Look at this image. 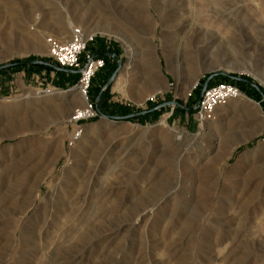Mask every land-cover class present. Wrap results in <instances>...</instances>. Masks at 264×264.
Wrapping results in <instances>:
<instances>
[{
  "label": "rangeland",
  "instance_id": "1",
  "mask_svg": "<svg viewBox=\"0 0 264 264\" xmlns=\"http://www.w3.org/2000/svg\"><path fill=\"white\" fill-rule=\"evenodd\" d=\"M87 1L0 0V264H164L167 254V264H264V0H89L97 9L86 17ZM102 10L131 27L125 43L97 31ZM225 14L229 25L218 24ZM69 23L94 29V49L110 54L92 82L93 95L104 86L97 102L106 115L78 126L69 121L79 97L39 95L76 78L20 64L46 61L47 38L60 40L57 27ZM216 72L260 84L263 98L237 85L257 95L259 110L237 100L201 130L191 105ZM144 86L157 92L139 102ZM171 101L180 106L117 119ZM108 192L113 210L100 213Z\"/></svg>",
  "mask_w": 264,
  "mask_h": 264
},
{
  "label": "built area",
  "instance_id": "2",
  "mask_svg": "<svg viewBox=\"0 0 264 264\" xmlns=\"http://www.w3.org/2000/svg\"><path fill=\"white\" fill-rule=\"evenodd\" d=\"M96 35H90L81 28L73 27L71 39L61 42L54 37L46 40L48 48L47 59L57 64V67L77 71V80L74 86L68 90L60 87H46L40 90L41 97H54L60 93L80 91L85 97L86 104L84 109L77 108L71 119L76 126L85 121H94L102 117L96 108L95 102L89 97L92 80L96 74L106 66L105 60L89 52V45L94 44ZM89 98V99H88ZM238 99H249L248 95L237 86L229 82L211 84L205 91L202 99L197 102L196 119L201 130L215 119L217 108L225 107L230 102ZM82 129L76 131L71 143L79 139Z\"/></svg>",
  "mask_w": 264,
  "mask_h": 264
},
{
  "label": "bare ground",
  "instance_id": "3",
  "mask_svg": "<svg viewBox=\"0 0 264 264\" xmlns=\"http://www.w3.org/2000/svg\"><path fill=\"white\" fill-rule=\"evenodd\" d=\"M82 9H84V11H85V13L84 14H86L85 16L87 17V16H89V15H92V14H94V13H96V9H95V7H94V4H92L91 2H89V0L87 1V3H86V5L84 6V8H82ZM103 10H105V9H103ZM102 10V12H100L99 13V15L97 16V27H98V30L97 31H99V32H101V33H103V34H108L109 36H115L118 40H120V41H123L124 43H125V40L123 39V33L126 31V30H130L131 29V27H125L124 25H121L117 20H116V18L114 17V16H112V14L111 13H109V12H105V11H103ZM98 12V11H97ZM221 14H224V12H220ZM220 14V15H221ZM218 15V14H217ZM94 16V15H93ZM225 16H227L226 14L224 15V16H221V21L220 22H217L218 24H224V23H226L227 25H229V23H228V20H225L226 18H225ZM89 19V18H88ZM141 19V18H140ZM88 21H90V20H88ZM68 25V24H67ZM81 27H82V29L88 34V36H90V35H95V30L93 29V30H91V29H87V28H85V26L84 25H82V24H79ZM136 26V25H135ZM70 28L71 29H73L72 28V25H71V23H69V29H68V26L67 27H57V32H56V34H57V36L59 37V39L60 40H62V42H67L66 41V37H67V35H68V33H69V31H70ZM138 28V27H137ZM225 28V27H224ZM227 29V28H226ZM229 29V28H228ZM135 30V29H134ZM226 31V30H225ZM72 33V32H71ZM29 37V36H28ZM40 38V37H39ZM232 39V38H231ZM38 40V38H35V41H37ZM172 42V41H171ZM173 43V42H172ZM9 45V42H7V46ZM175 45V44H174ZM128 47H130V46H128ZM11 48V47H10ZM137 58L138 57H136L135 55H133L132 54V57H131V61L132 62H135L136 60H137ZM224 68L226 69V70H228V71H230V70H235V69H237V64L235 63V62H231V61H228V62H224ZM129 68H131V67H129ZM202 68V67H201ZM197 70V69H196ZM195 70V71H196ZM240 72V71H239ZM125 81V80H124ZM116 83H117V87H119V88H121L122 87V85H121V82H120V78H118L117 79V81H116ZM148 85V84H147ZM193 86H195V83L194 84H192ZM143 87V86H142ZM192 88V87H191ZM157 92V89H155V90H153V91H148V90H146L145 89V86H144V89H142L141 91H137L136 93H134V98H135V100H139V102H141V101H143L144 99H147V98H149V97H152L153 95H154V93H156ZM66 93H68V92H66ZM66 93H60L59 95H56V96H54V97H60V96H62V95H64V94H66ZM72 96H73V99L74 98H78L79 97V99H80V102L79 103H77V105H78V107H79V109H84V107H85V104H86V100H85V97L82 95V92H80V91H73L72 92ZM29 96H27L26 98H28ZM38 97V96H37ZM52 98V97H51ZM238 100H240L239 102L240 103H242V105L244 104V102H250L252 105L254 104L255 105V107L259 110V108H258V104L257 103H254V102H252L253 100H249V99H238ZM13 101V100H12ZM73 101V100H72ZM71 101V102H72ZM233 102H237V100H234V101H232V102H230V104H232ZM71 104L72 103H70L69 105H68V107H67V110H70V106H71ZM229 105V104H228ZM227 105V106H228ZM251 105V106H252ZM227 106H225V107H220V108H217V110H221V109H223V110H225V109H227ZM216 110V111H217ZM218 113V112H217ZM258 113V112H257ZM222 114V113H221ZM259 115L261 116V118L263 117L262 116V114L260 113V111H259ZM217 116L219 117H221V116H223V115H219V114H217L216 115V112H215V119L213 120V121H215L216 120V118H217ZM71 119H72V117H71ZM71 119H70V121L69 122H71ZM212 121V122H213ZM22 122H24L23 120H22ZM217 122V121H216ZM11 123V122H10ZM18 123V122H17ZM21 123V122H20ZM16 124V123H15ZM20 125V124H19ZM23 125H25V123L23 124ZM159 125L160 126H163V127H167V125H166V122H165V120H162L160 123H159ZM13 126V125H12ZM12 126L11 127H9V128H12ZM21 126V125H20ZM208 126H210V125H208ZM207 126V127H208ZM19 127V126H18ZM8 128V127H7ZM13 128H15V127H13ZM21 128V127H20ZM23 128H24V126H23ZM16 129V128H15ZM19 129V128H18ZM12 130V129H11ZM21 130V129H20ZM13 131V130H12ZM24 131H26V130H22V132L24 133ZM2 132V131H1ZM0 132V133H1ZM13 133V132H12ZM178 135H177V141L178 142H184L183 141V135H181L180 133H177ZM2 135V134H1ZM1 135H0V138H1ZM4 135V134H3ZM6 137H8V136H6ZM198 138H199V135H196L195 136V138H194V140H198ZM2 139V138H1ZM0 139V140H1ZM184 140H185V138H184ZM186 141V140H185ZM179 144V143H178ZM185 144V143H184ZM232 144V143H231ZM226 146H228V145H226ZM230 147V145L228 146V148ZM262 151V150H261ZM4 177H6V175L4 176ZM33 177V176H32ZM29 178H30V176H29ZM29 178H27V179H29ZM34 178V177H33ZM30 180V179H29ZM26 184V183H25ZM36 184V183H35ZM34 184V185H35ZM25 186V185H24ZM28 186V185H27ZM27 188V187H26ZM29 188V187H28ZM33 188V187H32ZM31 188V189H32ZM18 191V190H17ZM32 191H34V189L32 190ZM6 192H7V190H6ZM6 192H5V194H6ZM11 192V191H10ZM25 192V191H24ZM23 192V193H24ZM28 192V191H27ZM210 192V187L208 188V190H206V191H204V192H202L203 193V197H206L207 196V193H209ZM14 193V192H13ZM19 194H21V193H19ZM26 194V193H25ZM17 195H18V193H17ZM16 195V196H17ZM112 192H108V193H104V194H102L101 195V197L99 198V201H98V204H99V207H98V211L101 213H107V212H109L110 210H113V209H111L109 206H108V202H109V199L112 197ZM202 195V194H201ZM3 196V195H2ZM13 196V195H12ZM15 196V197H16ZM19 196H21V195H19ZM15 197H13V198H15ZM12 198V199H13ZM20 198V197H19ZM23 198V197H22ZM25 198V197H24ZM16 199V198H15ZM10 200V199H9ZM14 200V199H13ZM5 201H7V199L6 198H4V200L3 201H1V199H0V205H3V204H5V203H7V202H5ZM15 201H13V203H14ZM18 202V201H17ZM21 203V206H20V210H19V212L17 213V215H14V219H15V221H16V219L18 218V219H20V216H18V214H23L26 210H27V206L29 205V203H30V196H28V197H26L25 199H23V202H20ZM83 203V202H82ZM18 204V203H17ZM16 205V204H15ZM20 205V204H19ZM18 205V206H19ZM78 205H79V203H78ZM84 206H85V204H83ZM4 206V205H3ZM3 206H1V209H2V207ZM17 205H16V207H18ZM73 207V206H72ZM13 208H15L14 206H13ZM80 208H82V207H80ZM84 208V207H83ZM87 208V207H86ZM85 208V209H86ZM113 208V207H112ZM161 208V207H160ZM19 209V208H18ZM75 209V208H74ZM14 210H17V208H15ZM68 210V209H67ZM70 210V209H69ZM71 210H73V209H71ZM76 210V209H75ZM94 210H96V209H94ZM93 210V211H94ZM80 211V210H79ZM89 211V210H88ZM97 211V210H96ZM66 212V211H65ZM77 212V211H76ZM85 213V212H84ZM83 213V214H84ZM93 213V215L92 216H94V212H92ZM14 214V213H13ZM65 214V213H64ZM63 214V215H64ZM80 214V213H79ZM82 214V213H81ZM82 214V215H83ZM78 215V214H77ZM62 216V215H61ZM75 216L76 215H73V214H69V217H70V219L71 220H73V219H78V218H75ZM81 216V215H80ZM96 216V215H95ZM105 216V215H104ZM191 216V215H190ZM12 217V216H11ZM65 217H68V214L67 215H65ZM78 217H79V215H78ZM85 217H86V214H85ZM103 217V216H102ZM81 218V217H80ZM79 218V220H82V219H80ZM90 218V217H89ZM191 218V217H190ZM63 219V218H62ZM94 219V218H93ZM70 220V221H71ZM86 220V219H85ZM90 220V219H89ZM18 221V220H17ZM56 221V220H55ZM67 221H69L68 219H67ZM74 221V220H73ZM88 221V220H87ZM86 221V222H87ZM185 221V220H184ZM190 221V220H189ZM14 222V221H13ZM19 222V221H18ZM65 222H66V220H65ZM77 222V221H76ZM80 221H78V223H79ZM84 223H85V221H83ZM90 223H92V221H89ZM88 222V223H89ZM98 222H101V221H98ZM97 222V223H98ZM71 223H73V222H71ZM70 222L68 223V225L69 224H71ZM89 223V224H90ZM16 224V223H15ZM15 224H13L12 225V227H14V226H16ZM65 224H67V223H65ZM77 224V223H76ZM75 223H74V225H76ZM86 224V223H85ZM95 224V223H94ZM19 225V224H18ZM61 225H63V224H61ZM90 225H92V224H90ZM73 226V225H72ZM76 226H79V225H76ZM75 226V227H76ZM84 226V225H83ZM83 226H81V229H82V227ZM85 226H87V224L85 225ZM84 226V227H85ZM7 227V226H6ZM60 227H62V226H60ZM64 227V226H63ZM66 227H68V226H65V228ZM74 227V226H73ZM73 227H71V226H69L68 227V229L69 228H73ZM74 227V228H75ZM65 228H61V229H63L62 231H60L61 233H63L64 232V229ZM73 228V229H74ZM87 228V227H86ZM22 229V228H21ZM58 229V228H57ZM67 229V228H66ZM72 229V230H73ZM80 229V230H81ZM15 231V229H12V231ZM16 230H17V226H16ZM70 231L69 232H71L72 230L71 229H69ZM75 230V229H74ZM21 231V230H20ZM66 231V230H65ZM85 231H87V230H85ZM5 232H7V231H5ZM68 232V233H69ZM78 232H83V230L82 231H79L78 230ZM65 233V232H64ZM67 233V232H66ZM67 233V234H68ZM256 233V232H255ZM25 234V233H24ZM67 234H63V235H65V237H67L68 235ZM72 234V233H71ZM83 234H86V233H83ZM101 236L100 237H102V234H100ZM52 236V235H51ZM57 235H55V237H56ZM69 236H71V235H69ZM80 236L81 235H79V236H77V232H76V235L75 236H73V238H75V237H77V238H75V239H80ZM85 236V235H84ZM54 237V238H55ZM58 237V236H57ZM62 237V236H61ZM82 237V236H81ZM64 238V237H63ZM63 238H60V239H63ZM1 243V242H0ZM26 248H28V247H26ZM8 250H10V249H8ZM7 250V251H8ZM41 250V249H40ZM12 251H14V250H12ZM15 252V251H14ZM170 254H167V256H166V260L165 261H163V263L165 262L166 264L168 263V262H170L171 260H172V256H169ZM100 257V256H99ZM168 257V258H167ZM4 258V257H3ZM164 263V264H165Z\"/></svg>",
  "mask_w": 264,
  "mask_h": 264
},
{
  "label": "water",
  "instance_id": "4",
  "mask_svg": "<svg viewBox=\"0 0 264 264\" xmlns=\"http://www.w3.org/2000/svg\"><path fill=\"white\" fill-rule=\"evenodd\" d=\"M103 55L110 56V54H108V53H104ZM97 56H99V55H97ZM20 64L21 65H44V66L52 67L53 69H55L57 71H61V72H65V73L73 74V75H78L77 71L66 70V69L54 66L53 64L45 62V61H25V62H22ZM115 77H116V73L113 74V76L110 79V81L107 84V86L110 85L114 81ZM216 77H225V78H230V79H238V78H236L234 76H230V75L226 74L225 72H216V73L211 74L209 76V78L206 80V82L204 83L203 90L201 92V96H200L199 101L202 99L206 89L209 87L210 82ZM246 82L250 86H252L255 89H257L258 91H260V84H257V83H255L253 81H246ZM263 97H264V95H263ZM176 106H180V104L177 101L165 102V103H162V104H159V105L155 106L154 108H152V109H150L148 111H144V112L137 113V114H132L130 116L117 118V119L118 120L135 119V118L142 117V116H145V115H149V114H152V113H155V112H158V111H162L163 109H165L167 107H176ZM190 110L194 111V110H196V108H191Z\"/></svg>",
  "mask_w": 264,
  "mask_h": 264
},
{
  "label": "trees",
  "instance_id": "5",
  "mask_svg": "<svg viewBox=\"0 0 264 264\" xmlns=\"http://www.w3.org/2000/svg\"><path fill=\"white\" fill-rule=\"evenodd\" d=\"M97 44V40L95 41V43L94 44H91V45H89V48H88V50H89V52H91V53H93V54H95V53H100L99 51H96L94 48V46ZM102 55V54H101ZM104 60H105V63H106V61H107V57H105L104 55H102L101 56ZM45 62H48V63H51V64H53L54 66H57V64L56 63H54V62H52L51 60H49V59H47ZM16 65H20V64H16ZM34 67H39V68H43V69H47V70H49V71H52V72H55V73H57V75H61V76H72V77H75L76 78V80H77V77H76V75H73V74H68V73H65V72H61V71H57V70H55V69H53L52 67H48V66H44V65H36V66H34ZM96 77V76H95ZM226 79V81L225 82H229V83H232L233 85H235V86H237V84L236 83H234V82H232V81H228V78H225ZM94 80V79H93ZM93 80H92V82H93ZM76 82V81H75ZM219 83H222V82H219ZM216 84V83H215ZM104 85H106V83L104 84ZM104 87V86H103ZM102 87V88H103ZM238 87V86H237ZM92 88H93V83L91 84V89H90V92H89V97H90V99L93 101V102H95V104H96V108H97V110L99 111V113H100V115L101 116H104V115H106V113H104L101 109H100V106H99V104H98V102H97V99L98 98H100V100H101V98L103 97V95H104V93L103 94H101V92H102V88H100V90H99V92L97 93V95H93L92 94ZM240 89H241V87H240ZM244 92L247 94V92L244 90ZM101 94V95H100ZM248 95V94H247ZM248 97L250 98V99H252V100H255V101H260L259 100V98H255V97H252V96H249L248 95ZM197 105V103H195V104H192L191 105V107H194V106H196ZM154 106H156V105H153V107ZM162 111H158V112H155V113H152V114H149V115H155V114H157V115H159V113H161ZM126 115V114H125ZM125 115H123V117H126ZM110 118H115V117H117V115H110L109 116Z\"/></svg>",
  "mask_w": 264,
  "mask_h": 264
},
{
  "label": "flooded vegetation",
  "instance_id": "6",
  "mask_svg": "<svg viewBox=\"0 0 264 264\" xmlns=\"http://www.w3.org/2000/svg\"><path fill=\"white\" fill-rule=\"evenodd\" d=\"M236 78H238V77H236ZM230 79V78H229ZM231 81H233L234 83H236L237 85H240V86H244V87H246V86H248L249 88L248 89H250V88H252V86H250L246 81V79H243V78H238V79H230ZM210 86V85H209ZM256 90V92H258L259 94H260V96L262 97V95H261V93H260V91H258L257 89H255ZM253 93V92H252ZM255 97H257V95H255ZM263 98V97H262ZM264 99V98H263Z\"/></svg>",
  "mask_w": 264,
  "mask_h": 264
},
{
  "label": "crops",
  "instance_id": "7",
  "mask_svg": "<svg viewBox=\"0 0 264 264\" xmlns=\"http://www.w3.org/2000/svg\"><path fill=\"white\" fill-rule=\"evenodd\" d=\"M105 52H100V53H95L96 55H99L100 57L104 54ZM102 54V55H101ZM105 56V55H104ZM105 57H107V56H105ZM252 102H254V101H252ZM261 102H262V100H261ZM254 103H257L256 101L254 102ZM257 104H259V103H257ZM174 108V107H173ZM222 110V109H221ZM221 110H217L216 111V115L217 114H219V115H223V111H221ZM239 112H241V110H238ZM163 112V111H162ZM218 112V113H217ZM222 113V114H221ZM151 116H153V115H151ZM150 116V117H151ZM172 116H173V114H172V111L171 112H169V114L167 115V118H172ZM175 116V115H174ZM183 125H185L186 126V124H185V121L183 122ZM262 149H264V145H262Z\"/></svg>",
  "mask_w": 264,
  "mask_h": 264
}]
</instances>
